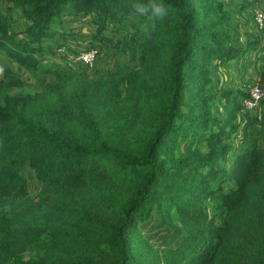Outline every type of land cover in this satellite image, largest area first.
Returning <instances> with one entry per match:
<instances>
[{
    "label": "trees",
    "instance_id": "1",
    "mask_svg": "<svg viewBox=\"0 0 264 264\" xmlns=\"http://www.w3.org/2000/svg\"><path fill=\"white\" fill-rule=\"evenodd\" d=\"M227 3L0 0V264H264V127L236 138L248 91L224 84L255 42ZM127 24L131 64L99 65ZM159 226L170 243L142 231Z\"/></svg>",
    "mask_w": 264,
    "mask_h": 264
},
{
    "label": "rangeland",
    "instance_id": "2",
    "mask_svg": "<svg viewBox=\"0 0 264 264\" xmlns=\"http://www.w3.org/2000/svg\"><path fill=\"white\" fill-rule=\"evenodd\" d=\"M226 1L229 3V4L227 3V6L229 9H232V7H233V9L235 11L236 9L240 8L239 6L241 3V0H238V1L226 0ZM234 5H236V8H234ZM255 8H258L264 12V3H263V6H261V7L255 6ZM244 12L246 13V18L250 19V15L248 13V10H244ZM69 18L70 17H67L66 20ZM131 18L133 21H136L135 15H131ZM18 21H20V19ZM80 24H81L80 22H74L71 25V29L76 32L78 30V28L80 27ZM139 25H141V27L144 28L143 24L139 23ZM125 28L128 30H126ZM130 30H133V28L131 27V24L130 25L127 24L124 28L108 25L106 30H104V32L101 34L104 37V40L99 41L100 50L102 52L99 65H101V66H104L105 64L110 65L115 58H120L121 60L126 61L127 64H131L132 60H131L130 54L128 52L125 53L124 51H122L121 48L120 49L116 48V41L119 40L121 37H123L126 34V32H128ZM247 32L250 33L251 35H255L254 33H252L253 30H251L250 32L249 31H247ZM70 38H71L70 44H72L74 46H76L77 43L82 41V39H80L81 41L77 42L74 39V38H76L75 34L73 36H70L68 39H70ZM84 46H86V44L81 42V47H84ZM3 59L0 57V63H1L0 67L3 64ZM56 60L60 61L61 59H59L58 57L52 56V57H50V59H48L47 63H49V61H50V63H56ZM2 66H4V65H2ZM234 67L235 66L232 67L231 64L226 65L228 75H227V82L224 84L230 83L234 87H236L242 91L246 90L247 89L246 85H247L249 80H247V81L243 80L239 84V82L235 79V77H236V76H234L235 74H231L233 77V80L232 81L229 80V78L231 77L229 74V69H231V68L233 69ZM25 79H26V81L29 82V83L27 82L28 88H30L32 91L37 90L38 85L40 83V80H37L36 78L30 79L29 77H26ZM260 84L264 90V83H260ZM262 103H264V98L260 104H262ZM215 111L218 113H223V110L220 107L218 108L217 106L215 107ZM23 175H24L25 179L27 180V184H28V188H29L30 192L35 193L38 190L40 183L35 179L31 169L29 167H26L23 171ZM175 223H176V225H178L177 221ZM156 225H157V223H156ZM142 231L148 238H150L151 241L154 240L156 245H161V244L170 243V241L173 237L171 232H174L176 230L171 229V228H167L164 226H159V227L153 228L151 230H150V228H144Z\"/></svg>",
    "mask_w": 264,
    "mask_h": 264
},
{
    "label": "crops",
    "instance_id": "3",
    "mask_svg": "<svg viewBox=\"0 0 264 264\" xmlns=\"http://www.w3.org/2000/svg\"><path fill=\"white\" fill-rule=\"evenodd\" d=\"M238 1V0H236ZM264 0H241L240 8L236 9L237 20L239 21L240 26V40L241 44H245L247 41L255 42V48L249 49L245 54H243L240 58H237L227 64H231V66H235L233 69H229L230 78L232 81L233 77L231 74H235V79L239 82L243 80H249V82H254L258 79V77L264 73V29L256 28L253 19L251 16V9L255 6L261 7L263 6ZM236 7V5H234ZM234 7V8H235ZM244 10H248L250 15V19L246 18V13ZM253 30L252 33L255 35H251L247 31ZM0 57L3 59L2 65H10L11 64L4 55L0 52ZM1 64V63H0ZM1 65V66H2ZM1 77V73H0ZM239 79V80H238ZM236 88V87H235ZM247 88V87H246ZM238 89V88H237ZM252 123L259 124L261 127H264V103L257 105L255 108L251 110H247L244 113V117L242 118L241 125L244 127L241 130L236 138L243 136L245 134V130ZM238 142V141H237Z\"/></svg>",
    "mask_w": 264,
    "mask_h": 264
},
{
    "label": "built area",
    "instance_id": "4",
    "mask_svg": "<svg viewBox=\"0 0 264 264\" xmlns=\"http://www.w3.org/2000/svg\"><path fill=\"white\" fill-rule=\"evenodd\" d=\"M252 16L255 25L261 29H264V12L258 8L252 9ZM82 50L70 54L68 60L72 63L80 64L85 67H90L94 61L96 50L93 48L81 47ZM248 94L246 98L242 100V106L245 111L255 108L261 103L264 98V90L260 83L257 81L249 82L247 85Z\"/></svg>",
    "mask_w": 264,
    "mask_h": 264
},
{
    "label": "clouds",
    "instance_id": "5",
    "mask_svg": "<svg viewBox=\"0 0 264 264\" xmlns=\"http://www.w3.org/2000/svg\"><path fill=\"white\" fill-rule=\"evenodd\" d=\"M152 14L157 18L163 17L166 14V9L162 5L154 4L152 6Z\"/></svg>",
    "mask_w": 264,
    "mask_h": 264
}]
</instances>
